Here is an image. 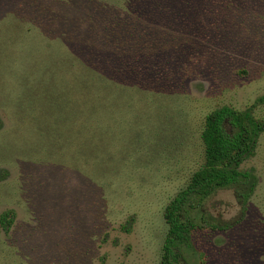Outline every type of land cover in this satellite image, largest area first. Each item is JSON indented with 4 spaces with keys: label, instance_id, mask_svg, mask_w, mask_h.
<instances>
[{
    "label": "rangeland",
    "instance_id": "obj_1",
    "mask_svg": "<svg viewBox=\"0 0 264 264\" xmlns=\"http://www.w3.org/2000/svg\"><path fill=\"white\" fill-rule=\"evenodd\" d=\"M188 1L195 11L221 6L217 0ZM135 2L155 12L152 0H0V213H15L9 234L0 231V247L12 252L1 255L0 264H160L168 230L164 209L201 163L204 117L228 106L250 109L264 123V104L257 103L264 96V30L248 29L260 44L250 47L222 39L226 33L217 30L198 33L201 38L189 44L199 46L182 55L175 49L176 33L164 30L157 18L160 26L146 28ZM255 8L261 18L252 23L264 22V4ZM107 17L166 32L146 67L153 70L159 63L161 72L172 76V99L165 93L157 106L136 110L126 130L123 124L117 129L122 142L111 144L110 129H83L73 137L77 141L66 140L65 133L52 135L62 114L55 112L47 122L49 109L37 101L44 88L39 80L45 78L46 85L52 73L73 68L63 60L50 61L48 52L42 56L43 43H63L76 66H92L88 61L99 57L85 51L86 45L98 46L103 52L99 69L104 70L113 51L104 52V42L100 45L89 28ZM174 56H180L178 63ZM167 60L177 63L173 74ZM71 126L64 129L73 136ZM242 169L258 178L242 221L224 232L197 230L191 248L183 250L185 264H264V132ZM207 209L226 220L240 212L230 191L217 192Z\"/></svg>",
    "mask_w": 264,
    "mask_h": 264
},
{
    "label": "trees",
    "instance_id": "obj_2",
    "mask_svg": "<svg viewBox=\"0 0 264 264\" xmlns=\"http://www.w3.org/2000/svg\"><path fill=\"white\" fill-rule=\"evenodd\" d=\"M152 1V8L155 12L147 11V8L140 2H135L137 16L143 17L146 28L155 24L160 26V23L155 21L157 18L164 24L162 25L164 30L170 29L175 32V49L182 51V55H185L187 51L193 53V45L199 46L195 42L192 46L189 44V40L197 41L196 37L201 38L196 36L198 33L208 35L215 30L226 33V36L220 35V37L222 39L231 38L239 46L241 42L242 47H250L252 42L260 45L257 43L258 40L253 39L248 29L256 34L264 30V22L252 23L255 17H260L255 13V6L257 4L262 6L264 0H217L219 6L221 5L219 8H213L210 4L206 8L200 7L198 11L192 9L190 4L189 7L187 6L188 0ZM147 6L150 7V4L147 3ZM158 9L160 13L156 12ZM151 13H154L153 17H150ZM229 13L232 17L239 18L238 22H235V18L230 17ZM224 17H229L230 21H224ZM95 29L89 28L92 33H95L94 38L98 39L100 45L104 42V52L113 51L108 52L110 63L105 66L104 70L99 69V61L103 57V52L102 49H97L98 46L89 43L86 45L85 51L93 50L94 56L99 57L97 61L92 60L94 63L88 61L89 64H93L92 66L85 64L76 66L68 57L63 43L64 48L59 45L48 46L42 42L44 50L41 52L42 56L45 57L48 52L50 61L52 59L54 61L63 60L69 65V69L71 67L73 69L52 73L46 85L45 78L41 77L44 80H39V83L43 82L44 88H40L37 101L43 102L44 107L49 109V112L45 111L49 113V116L45 117L47 122L55 112L59 116L62 114L53 126L52 135L65 133L63 136L69 140L75 136L76 132L77 134L82 133L86 128L96 133L110 129L112 144L122 142L120 135L116 134L119 125L123 124L121 128L126 130V121L134 116L136 110L147 111L153 105L157 106L159 95L164 96L166 93L167 98L172 99L169 89L176 84L169 81L172 76L161 72V64L154 62L152 65L154 69L151 70V62L148 63L153 56V51L159 48L158 44L166 40L164 35L166 32L159 29L149 32L136 23L116 21L108 17L99 21ZM237 31L243 32L242 35L236 34ZM118 52L122 54V57L116 54ZM76 56L73 55L74 60ZM186 58L183 57V60ZM175 59L178 63L180 56ZM132 61L136 64L134 65ZM171 62L172 60H167L166 64L171 68L170 74H173L176 71L172 67H175L177 63L174 65ZM109 64L114 67H110ZM147 64L150 67H146ZM216 65L221 66L222 62H216ZM139 66L141 67L137 69ZM241 73L246 74L247 72L241 70ZM129 79H132L134 83H131ZM145 80L151 82L153 86L145 84ZM141 82L144 83V88H141L143 84ZM158 84L162 85L157 86ZM257 103L264 104V96ZM76 114L80 116L77 117ZM81 117L82 120L79 119ZM67 123L72 124L73 136L69 135L68 129H64L68 126ZM111 125L113 127L109 128ZM76 126L79 129H75ZM263 132L264 123L257 120L250 109L240 111L232 107L221 106L204 117L200 133L201 163L191 174L184 188L164 209L163 217L168 230L162 247L160 264H185L183 250L191 248L193 234L197 230L208 229L224 232L242 221L248 202L258 184L254 171L244 170L242 167L249 158L255 155L259 137ZM219 191L232 193L240 211L236 218L226 220L221 215H214L207 209V204ZM14 219L15 213L12 210L0 213V231L4 235L9 234ZM130 225V222L123 225L122 230L129 232ZM1 255L10 257L12 252L0 247Z\"/></svg>",
    "mask_w": 264,
    "mask_h": 264
}]
</instances>
